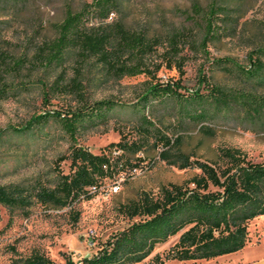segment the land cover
<instances>
[{
	"label": "rangeland",
	"instance_id": "rangeland-1",
	"mask_svg": "<svg viewBox=\"0 0 264 264\" xmlns=\"http://www.w3.org/2000/svg\"><path fill=\"white\" fill-rule=\"evenodd\" d=\"M84 1L0 0V86L6 84L9 88V92L0 94V129L5 128L0 136V184L45 179L46 174H54L58 157L68 152L70 141L52 117L24 131L11 127L23 125L46 109H68L84 100L106 97L116 100L107 122L78 134L80 144L99 152L120 134L133 133V108L150 81L179 78L184 86L179 88L181 91L197 87L200 78L226 85L264 84L244 82L211 63L213 58L228 56L246 64L248 51L264 46V0H217L223 6L215 18L220 31L205 44L199 43L204 33L203 17L193 12L191 4L196 1L205 8L211 0H118L105 23L88 19L86 24L104 25L115 41L121 33L126 37L140 36L146 47L129 46L115 52L112 60L115 65L139 62L152 74L119 73L104 65L96 54L84 56L76 47L67 52L62 64L47 65L44 43L55 37V24L63 18L66 8L77 10ZM16 59H21L19 65H15ZM251 87L264 93L262 85ZM144 111L168 137L178 136L176 146L191 158L217 159L221 146L237 147L253 160L264 158V126L252 127L231 118L179 122L170 100L154 99ZM201 123L209 129L202 128ZM153 140L142 150L143 161L153 159L151 165L119 174V187L114 192L102 190L73 203L72 208L35 202L23 211L0 204V264H11L14 256L26 254L33 247L59 264H65L63 251L80 264L81 257L93 253L111 233L130 222L118 211V202L134 197L140 189L157 192L161 184L181 182L195 171L161 160V144L154 145ZM126 156L131 163L138 160L133 153ZM59 167L67 170L68 160H61ZM112 179L107 178L105 185ZM77 210L78 218L74 219ZM249 230L251 241L245 247L258 258V264H264V214L250 220ZM176 238L177 234L156 244L150 257H163ZM200 262L164 259L163 264Z\"/></svg>",
	"mask_w": 264,
	"mask_h": 264
},
{
	"label": "trees",
	"instance_id": "trees-1",
	"mask_svg": "<svg viewBox=\"0 0 264 264\" xmlns=\"http://www.w3.org/2000/svg\"><path fill=\"white\" fill-rule=\"evenodd\" d=\"M118 0H85L73 10L67 7L63 18L55 24V37L44 43L45 63L60 65L66 54L75 47L84 56L96 54L104 64L114 67L119 73L134 74L152 72L140 65L114 64L115 52L129 49V46L144 48L140 36H124L112 40L104 25L89 26L88 19L104 21L117 7ZM191 9L203 18V37L200 44L220 31L215 22L223 6L211 0L205 8L198 2ZM248 62L221 56L213 58L218 68L232 72L244 82H264V46L248 51ZM21 59L14 61L19 65ZM55 86L54 83L50 84ZM251 85H226L210 83L200 78L198 86L185 88L178 78L172 81H150L137 99L133 111L131 135L120 134L99 152H93L78 142L83 129L108 121L114 111L116 100L99 98L86 101L68 109H46L33 115L21 126H11L20 131L29 129L54 118L70 141L66 154L57 159L52 175L30 180L0 184V204L10 210L27 211L35 202L52 207H63L80 199L90 198L101 191L107 178L115 180L119 174L133 166L142 164V150L149 140L161 144L158 157L179 168H193L195 171L181 182L169 181L161 184L157 192L140 189L134 197L118 202V211L130 222L111 233L90 255L80 258V264H163L164 259L193 260L214 258L218 255L241 249L251 241L249 222L264 214V158L253 160L246 152L233 146H221L217 159L204 160L190 155L163 133L144 111L152 100H170L179 122L185 119L200 123L205 120L234 119L252 127L264 126V93L257 92ZM249 86V87H248ZM13 89V88H11ZM6 84L0 86V94H6ZM202 128L209 129L201 123ZM5 128L0 129V136ZM121 153L112 155L113 150ZM138 158L131 163L126 154ZM68 160V169L59 167V162ZM153 159L146 164L151 165ZM78 210L74 219L78 218ZM177 234L175 241L166 249L164 256L150 257L156 244ZM16 253V252H15ZM65 264H76L71 255L62 252ZM11 264H59L43 250L33 247L26 254H17Z\"/></svg>",
	"mask_w": 264,
	"mask_h": 264
},
{
	"label": "crops",
	"instance_id": "crops-1",
	"mask_svg": "<svg viewBox=\"0 0 264 264\" xmlns=\"http://www.w3.org/2000/svg\"><path fill=\"white\" fill-rule=\"evenodd\" d=\"M246 246V245H245ZM218 255L214 258L203 259L199 264H258V258L246 247Z\"/></svg>",
	"mask_w": 264,
	"mask_h": 264
},
{
	"label": "built area",
	"instance_id": "built-area-1",
	"mask_svg": "<svg viewBox=\"0 0 264 264\" xmlns=\"http://www.w3.org/2000/svg\"><path fill=\"white\" fill-rule=\"evenodd\" d=\"M120 153H121V150L120 149H115V150H113L112 155H118ZM143 167L144 168L146 167V161L145 162L143 161L142 164H140L138 166H133V167L129 168L128 171L130 173H132L133 171H139V170H141ZM119 182H120V180L115 179V180L111 181L107 185H102L101 186V188H102L101 191L102 190H105V191H108V192H114V191H116L118 189Z\"/></svg>",
	"mask_w": 264,
	"mask_h": 264
}]
</instances>
